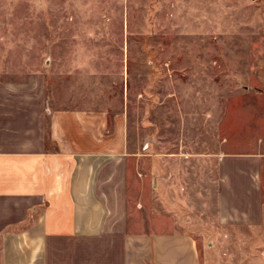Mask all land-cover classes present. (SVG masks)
<instances>
[{"label":"rangeland","instance_id":"374dc122","mask_svg":"<svg viewBox=\"0 0 264 264\" xmlns=\"http://www.w3.org/2000/svg\"><path fill=\"white\" fill-rule=\"evenodd\" d=\"M0 87L127 122L130 232L264 264V0H0Z\"/></svg>","mask_w":264,"mask_h":264},{"label":"crops","instance_id":"0c3cea01","mask_svg":"<svg viewBox=\"0 0 264 264\" xmlns=\"http://www.w3.org/2000/svg\"><path fill=\"white\" fill-rule=\"evenodd\" d=\"M17 91L0 87V264H202L189 233L128 230L120 115Z\"/></svg>","mask_w":264,"mask_h":264}]
</instances>
